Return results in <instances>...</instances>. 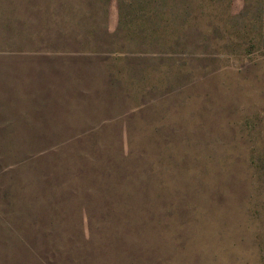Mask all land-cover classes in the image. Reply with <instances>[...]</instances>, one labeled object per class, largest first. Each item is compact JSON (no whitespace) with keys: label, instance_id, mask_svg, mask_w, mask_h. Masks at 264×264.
Masks as SVG:
<instances>
[{"label":"rangeland","instance_id":"rangeland-1","mask_svg":"<svg viewBox=\"0 0 264 264\" xmlns=\"http://www.w3.org/2000/svg\"><path fill=\"white\" fill-rule=\"evenodd\" d=\"M35 59L90 94L0 126V264H264V0H0Z\"/></svg>","mask_w":264,"mask_h":264},{"label":"crops","instance_id":"crops-1","mask_svg":"<svg viewBox=\"0 0 264 264\" xmlns=\"http://www.w3.org/2000/svg\"><path fill=\"white\" fill-rule=\"evenodd\" d=\"M62 68L61 74L55 75L50 65L46 69L35 59L27 66L5 69L0 104L10 115H4L7 121L0 126L9 131H60L66 120L56 114L61 110L59 105H73L78 93L90 94L87 81L76 76L75 65Z\"/></svg>","mask_w":264,"mask_h":264},{"label":"trees","instance_id":"trees-1","mask_svg":"<svg viewBox=\"0 0 264 264\" xmlns=\"http://www.w3.org/2000/svg\"><path fill=\"white\" fill-rule=\"evenodd\" d=\"M138 249V248H137Z\"/></svg>","mask_w":264,"mask_h":264}]
</instances>
